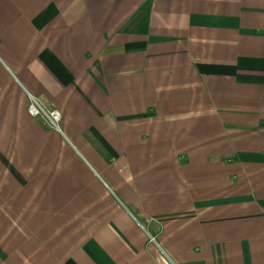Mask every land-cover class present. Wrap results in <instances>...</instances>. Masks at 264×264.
Listing matches in <instances>:
<instances>
[{
  "label": "crops",
  "instance_id": "crops-1",
  "mask_svg": "<svg viewBox=\"0 0 264 264\" xmlns=\"http://www.w3.org/2000/svg\"><path fill=\"white\" fill-rule=\"evenodd\" d=\"M0 264H264V0H0Z\"/></svg>",
  "mask_w": 264,
  "mask_h": 264
},
{
  "label": "built area",
  "instance_id": "built-area-1",
  "mask_svg": "<svg viewBox=\"0 0 264 264\" xmlns=\"http://www.w3.org/2000/svg\"><path fill=\"white\" fill-rule=\"evenodd\" d=\"M27 111L31 116L41 117L52 129L61 132V113L55 108L46 106L39 98L28 94Z\"/></svg>",
  "mask_w": 264,
  "mask_h": 264
},
{
  "label": "rangeland",
  "instance_id": "rangeland-1",
  "mask_svg": "<svg viewBox=\"0 0 264 264\" xmlns=\"http://www.w3.org/2000/svg\"><path fill=\"white\" fill-rule=\"evenodd\" d=\"M41 118V117H40Z\"/></svg>",
  "mask_w": 264,
  "mask_h": 264
}]
</instances>
